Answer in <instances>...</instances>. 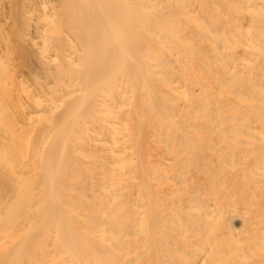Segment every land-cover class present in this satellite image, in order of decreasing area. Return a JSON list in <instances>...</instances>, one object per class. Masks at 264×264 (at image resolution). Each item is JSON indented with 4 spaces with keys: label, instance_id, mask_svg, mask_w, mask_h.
<instances>
[{
    "label": "bare ground",
    "instance_id": "obj_1",
    "mask_svg": "<svg viewBox=\"0 0 264 264\" xmlns=\"http://www.w3.org/2000/svg\"><path fill=\"white\" fill-rule=\"evenodd\" d=\"M0 264H264V0H0Z\"/></svg>",
    "mask_w": 264,
    "mask_h": 264
}]
</instances>
